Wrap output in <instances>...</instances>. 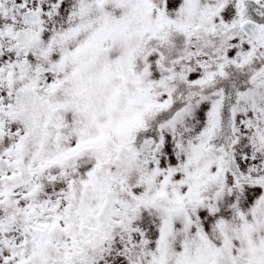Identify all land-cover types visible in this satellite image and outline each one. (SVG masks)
I'll return each mask as SVG.
<instances>
[{
	"label": "snow or ice",
	"instance_id": "snow-or-ice-1",
	"mask_svg": "<svg viewBox=\"0 0 264 264\" xmlns=\"http://www.w3.org/2000/svg\"><path fill=\"white\" fill-rule=\"evenodd\" d=\"M0 264H264V0H0Z\"/></svg>",
	"mask_w": 264,
	"mask_h": 264
}]
</instances>
